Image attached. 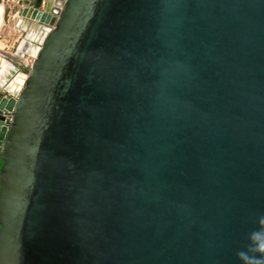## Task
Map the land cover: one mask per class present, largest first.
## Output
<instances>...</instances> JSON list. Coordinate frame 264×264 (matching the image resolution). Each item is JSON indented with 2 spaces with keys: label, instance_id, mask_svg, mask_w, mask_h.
I'll return each instance as SVG.
<instances>
[{
  "label": "water",
  "instance_id": "obj_1",
  "mask_svg": "<svg viewBox=\"0 0 264 264\" xmlns=\"http://www.w3.org/2000/svg\"><path fill=\"white\" fill-rule=\"evenodd\" d=\"M17 2L0 264H264V0Z\"/></svg>",
  "mask_w": 264,
  "mask_h": 264
},
{
  "label": "rangeland",
  "instance_id": "obj_2",
  "mask_svg": "<svg viewBox=\"0 0 264 264\" xmlns=\"http://www.w3.org/2000/svg\"><path fill=\"white\" fill-rule=\"evenodd\" d=\"M2 5L4 10L3 20L0 22V81L4 83L2 86L4 87L7 86V74H11L8 70L11 68L9 67L10 64L18 67V71L22 73L23 69L26 68L25 66H29L31 60H34L30 55H25L20 59H12L11 56L14 54L19 43L23 40L25 34L24 30L29 26L32 31V35L35 27L33 24L28 25L27 21H25V23L20 21L22 18L16 13L21 9V4H19L17 1L3 2ZM0 94H4L1 92V89Z\"/></svg>",
  "mask_w": 264,
  "mask_h": 264
},
{
  "label": "built area",
  "instance_id": "obj_3",
  "mask_svg": "<svg viewBox=\"0 0 264 264\" xmlns=\"http://www.w3.org/2000/svg\"><path fill=\"white\" fill-rule=\"evenodd\" d=\"M32 62H33V60H31V62L29 63V66L27 65V66H25L26 68L23 69V71L21 73L23 75V80L20 83V85L18 84V87H17V89L15 91L8 90L6 88V86L0 88L1 89V92L4 93V94H1L2 96H5L7 98H15V99H17V95L20 93V91L24 87V83H25V80L27 79V76L29 74V70L31 68ZM12 78H9L8 81L6 82V85L7 86H8V84L11 83ZM15 93H17V94L15 95ZM11 112L12 111H10V113H8V114L5 115L4 124L7 125V127L10 124V122L12 121V114H11Z\"/></svg>",
  "mask_w": 264,
  "mask_h": 264
},
{
  "label": "bare ground",
  "instance_id": "obj_4",
  "mask_svg": "<svg viewBox=\"0 0 264 264\" xmlns=\"http://www.w3.org/2000/svg\"><path fill=\"white\" fill-rule=\"evenodd\" d=\"M3 5L2 3L0 2V22H2L3 20ZM31 30V29H30ZM32 32V31H31ZM30 49L29 50H32L34 53V48H32V46L29 47ZM8 65V64H7ZM10 67V66H9ZM7 69V68H6ZM10 69V68H9ZM8 69V70H9ZM7 70V71H8ZM4 72V71H3ZM9 73H11V71L9 70ZM23 80V75L21 73H17V75L12 79L11 83L8 84V86H6V88L8 90H12V91H15L18 87V84L20 85V83L22 82ZM4 83H2V81H0V88L3 86Z\"/></svg>",
  "mask_w": 264,
  "mask_h": 264
},
{
  "label": "crops",
  "instance_id": "obj_5",
  "mask_svg": "<svg viewBox=\"0 0 264 264\" xmlns=\"http://www.w3.org/2000/svg\"><path fill=\"white\" fill-rule=\"evenodd\" d=\"M13 1H17V0H4V2H13Z\"/></svg>",
  "mask_w": 264,
  "mask_h": 264
},
{
  "label": "flooded vegetation",
  "instance_id": "obj_6",
  "mask_svg": "<svg viewBox=\"0 0 264 264\" xmlns=\"http://www.w3.org/2000/svg\"><path fill=\"white\" fill-rule=\"evenodd\" d=\"M0 166H1V161H0Z\"/></svg>",
  "mask_w": 264,
  "mask_h": 264
}]
</instances>
